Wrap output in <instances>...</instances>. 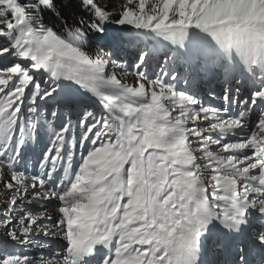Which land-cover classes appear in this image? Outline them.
Masks as SVG:
<instances>
[{
	"label": "snow or ice",
	"instance_id": "1",
	"mask_svg": "<svg viewBox=\"0 0 264 264\" xmlns=\"http://www.w3.org/2000/svg\"><path fill=\"white\" fill-rule=\"evenodd\" d=\"M0 185V264H264V0H0Z\"/></svg>",
	"mask_w": 264,
	"mask_h": 264
},
{
	"label": "rangeland",
	"instance_id": "2",
	"mask_svg": "<svg viewBox=\"0 0 264 264\" xmlns=\"http://www.w3.org/2000/svg\"><path fill=\"white\" fill-rule=\"evenodd\" d=\"M160 47V46H159ZM126 71L129 73L126 76H122L121 78L126 80L129 83H132L134 80V76L131 74L134 69H127ZM155 73H158L157 71ZM151 76V75H150ZM180 86L183 87V82L181 81ZM76 86L73 85V88ZM225 87L222 79H212V80H199L194 86L193 90L198 92V98L202 101L205 106H213L217 108H222L224 106V100L222 99L223 88ZM233 95L235 96V85H233ZM245 93L242 91L240 96L243 97ZM86 104L92 105L96 111H100L99 105L96 101L91 97H82ZM73 121H75V115L72 117ZM57 124L60 123L59 120L56 121ZM47 139V137H45ZM40 146L36 147L35 152L29 151L27 152L26 159L21 163V169H23V165L27 164L30 172L37 171L38 165L36 163L37 154L39 153ZM80 150H76V158L79 160ZM8 199V194L6 190L0 185V216L5 214V202ZM31 198L29 197V200ZM40 205H29L28 200H25L23 203H18L15 206L16 211L12 213L13 217H17L18 213L25 212L28 210H32L35 208H39ZM53 211V209L49 208V211ZM47 223V221L45 222ZM2 230H0V235H2ZM56 238L53 237H44L42 234L35 237L31 243L26 245L16 246L15 251L23 252L30 256H34L39 259L41 256L45 259L52 258L51 254L58 250L56 243L54 242ZM12 247L11 245L9 246ZM213 257V256H212ZM214 258V257H213Z\"/></svg>",
	"mask_w": 264,
	"mask_h": 264
},
{
	"label": "trees",
	"instance_id": "3",
	"mask_svg": "<svg viewBox=\"0 0 264 264\" xmlns=\"http://www.w3.org/2000/svg\"><path fill=\"white\" fill-rule=\"evenodd\" d=\"M112 2L115 3V0H112ZM74 12H75V14L77 16L83 15V13L80 12L79 9H74ZM47 19L48 18L46 17V21H47ZM71 22H72L71 17H69V24H71ZM57 30L58 31L60 30L59 27H57ZM140 47H143V45L141 44ZM93 50H95V46H93ZM137 53H138V48L136 47L135 44L125 45L123 48L113 51V58L114 59H118L121 64L127 65V69L131 70V69H133L132 65H133V63H134V61L136 59ZM158 62L159 63H163L164 62V59H163L162 55L160 56L159 61H157L155 59L150 60V62H149L150 66L147 69L149 71V75H152L153 72H156V71L159 73V68L156 67ZM177 70L181 74H183V68H180L178 66Z\"/></svg>",
	"mask_w": 264,
	"mask_h": 264
},
{
	"label": "bare ground",
	"instance_id": "4",
	"mask_svg": "<svg viewBox=\"0 0 264 264\" xmlns=\"http://www.w3.org/2000/svg\"><path fill=\"white\" fill-rule=\"evenodd\" d=\"M52 211V210H51ZM213 257L209 256L208 259H212Z\"/></svg>",
	"mask_w": 264,
	"mask_h": 264
}]
</instances>
